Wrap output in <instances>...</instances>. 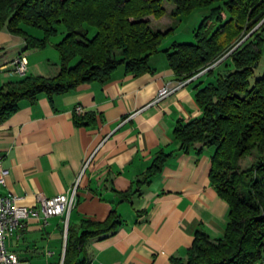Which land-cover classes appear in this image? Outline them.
Here are the masks:
<instances>
[{"label":"crops","instance_id":"0c3cea01","mask_svg":"<svg viewBox=\"0 0 264 264\" xmlns=\"http://www.w3.org/2000/svg\"><path fill=\"white\" fill-rule=\"evenodd\" d=\"M60 39L49 42L50 58L38 52L48 44L25 49L23 36L0 28V88L19 78L11 65L18 55L27 59L26 74L56 75ZM48 64L54 67L42 68ZM148 64L137 76L120 65L104 82L21 99L0 123V161L9 170L0 193L20 196L18 205L37 207V195L64 193L82 173L67 225L62 215H29L7 238L21 264H61L68 228L80 236L83 222L108 225L113 214V227L85 238L79 257L87 264H172L187 257L196 230L223 235L228 203L210 184L212 150H178L172 134L178 120L201 115L194 85L203 72L181 84L164 53ZM162 89L169 92L158 98ZM77 106L83 125L74 122ZM159 149L171 156L143 180ZM256 264H264V251Z\"/></svg>","mask_w":264,"mask_h":264},{"label":"trees","instance_id":"16d2710c","mask_svg":"<svg viewBox=\"0 0 264 264\" xmlns=\"http://www.w3.org/2000/svg\"><path fill=\"white\" fill-rule=\"evenodd\" d=\"M171 1L174 14L218 5L196 27L194 42L161 49L171 28L154 30L150 18L163 14V0H0V28L23 36L25 49L45 47L64 27L62 38L53 44L58 73H25L3 83L0 123L21 99L34 101L39 93L52 96L104 82L120 65L135 76L150 71L154 53H164L181 82L204 71L198 77L207 80L197 77L194 85L201 115L178 120L172 134L178 150L212 149L209 180L228 203V221L217 239L196 230L187 257L172 258V264H256L264 251V72L255 75L264 44V0ZM26 26L40 29L43 37L27 34ZM73 117L76 125L85 124L81 114L74 112ZM170 156L159 149L143 180ZM111 217L108 225L83 222L80 236L68 228L61 264H87L79 257L85 238L113 227L117 221Z\"/></svg>","mask_w":264,"mask_h":264},{"label":"built area","instance_id":"2783aa9c","mask_svg":"<svg viewBox=\"0 0 264 264\" xmlns=\"http://www.w3.org/2000/svg\"><path fill=\"white\" fill-rule=\"evenodd\" d=\"M11 65L13 66V72L18 76H22L27 70V59L24 55H18L12 60ZM168 92L169 90L162 89L158 94V98L163 97ZM75 112L82 113V108L77 106ZM8 174L9 170L0 161V188L5 185ZM81 175L82 173L78 175L64 193L51 197L37 195L38 206L34 208L18 205L17 201L21 198L18 195L0 193V264H21L17 255L6 249L5 243L7 238L22 226L23 220L29 215L38 217L41 214L44 219L53 215H62L65 217V225H67L69 213L78 201L77 193Z\"/></svg>","mask_w":264,"mask_h":264},{"label":"rangeland","instance_id":"374dc122","mask_svg":"<svg viewBox=\"0 0 264 264\" xmlns=\"http://www.w3.org/2000/svg\"><path fill=\"white\" fill-rule=\"evenodd\" d=\"M162 4L164 7L163 14L158 18L151 17L152 20L150 23L151 27L154 30L164 31V30L171 28V30L167 34H165V36H163L162 38L161 46H160L161 49L168 48L173 43H192L194 42L195 40L194 31L196 27L199 25L202 18L213 13L214 8L218 5V3H213L210 5L194 8L187 13L174 14L173 11H174L175 5L171 0H163ZM24 29L26 33L29 35H32L35 37L37 36L38 38L43 37V32L36 27L26 26V28ZM63 31H64V27L61 26L58 30V33L55 36L50 38V41H54V40L62 38L64 34V33L62 34ZM89 31H90V35H92L94 34L95 29L89 28ZM48 45L49 46H47L46 50H38L40 55L50 57L49 49H51V45L49 43ZM52 51L55 52V50H52ZM159 53L163 54V52H159ZM51 61L54 62L52 59ZM52 64L51 65L48 64L42 68L54 67V65ZM47 71L49 70H46V72ZM263 72H264V44L262 47V53H261L259 65L255 68V75L260 76L262 75ZM43 76H46V75H43Z\"/></svg>","mask_w":264,"mask_h":264},{"label":"water","instance_id":"95a60500","mask_svg":"<svg viewBox=\"0 0 264 264\" xmlns=\"http://www.w3.org/2000/svg\"><path fill=\"white\" fill-rule=\"evenodd\" d=\"M216 63H217V62H216ZM216 63H215V64H216ZM255 65H256V64H255ZM202 72H204V71H202Z\"/></svg>","mask_w":264,"mask_h":264}]
</instances>
